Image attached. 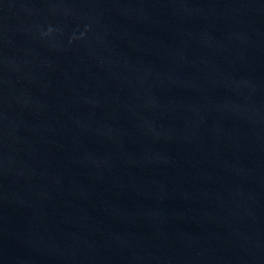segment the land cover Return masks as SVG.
I'll use <instances>...</instances> for the list:
<instances>
[{
  "label": "water",
  "instance_id": "1",
  "mask_svg": "<svg viewBox=\"0 0 264 264\" xmlns=\"http://www.w3.org/2000/svg\"><path fill=\"white\" fill-rule=\"evenodd\" d=\"M0 264H264V0H0Z\"/></svg>",
  "mask_w": 264,
  "mask_h": 264
}]
</instances>
